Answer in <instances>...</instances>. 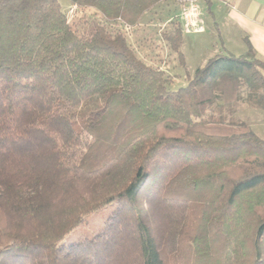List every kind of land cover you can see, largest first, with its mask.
<instances>
[{
	"label": "trees",
	"instance_id": "trees-1",
	"mask_svg": "<svg viewBox=\"0 0 264 264\" xmlns=\"http://www.w3.org/2000/svg\"><path fill=\"white\" fill-rule=\"evenodd\" d=\"M68 1L102 21L0 0V264H264V140L222 115L245 92L264 110V62L219 55L171 91L110 29L166 0ZM183 33L166 36L180 64ZM109 207L92 238L63 245Z\"/></svg>",
	"mask_w": 264,
	"mask_h": 264
},
{
	"label": "rangeland",
	"instance_id": "rangeland-1",
	"mask_svg": "<svg viewBox=\"0 0 264 264\" xmlns=\"http://www.w3.org/2000/svg\"><path fill=\"white\" fill-rule=\"evenodd\" d=\"M59 2L72 24L102 21L100 15L91 8L73 6L68 0H59ZM199 4L204 16V30L200 32L185 31L182 23L184 33L181 52L184 56V64H180L178 56L171 51L170 45L166 41V36L171 35L174 32V26L180 23V20L182 21L179 16H182L184 5L176 0H166L159 4L145 15V20L137 27L111 22L110 29L123 31L141 58L147 63L167 71V74L173 78L169 90L177 91L187 86L190 77L197 69L214 58L215 40H241L237 27L231 23L228 17L232 7L219 0H213L211 10L208 9L204 0H200ZM171 19H173L172 23H170ZM215 20L218 23V29L214 26ZM248 100V93L245 92L243 102H234L231 107H225L222 115L226 118L227 123L241 121L248 124L251 122L250 119H247L248 110L258 108V105L255 101ZM101 107L102 102L98 97L83 104L77 115L76 124L79 125L90 113ZM216 114L218 115L217 111ZM111 211L112 207H109L88 216L87 223L67 236L63 245L75 243L80 239L92 238L102 229ZM178 262L171 264H178Z\"/></svg>",
	"mask_w": 264,
	"mask_h": 264
},
{
	"label": "crops",
	"instance_id": "crops-1",
	"mask_svg": "<svg viewBox=\"0 0 264 264\" xmlns=\"http://www.w3.org/2000/svg\"><path fill=\"white\" fill-rule=\"evenodd\" d=\"M221 2L232 7L228 17L231 23L237 27L241 40H215V44L213 43L214 57L222 54L242 56L251 47L255 57L264 62V0H226ZM179 17L181 19V15ZM144 18L141 23L145 20ZM202 18L204 22L203 13ZM172 21L173 19L170 23ZM180 23L182 24L181 20ZM214 24L218 29L216 20ZM166 73L168 72L166 71ZM248 112L247 119L251 120L250 123L248 122L249 126L259 138L264 140V110L256 107L255 109L250 108Z\"/></svg>",
	"mask_w": 264,
	"mask_h": 264
},
{
	"label": "built area",
	"instance_id": "built-area-1",
	"mask_svg": "<svg viewBox=\"0 0 264 264\" xmlns=\"http://www.w3.org/2000/svg\"><path fill=\"white\" fill-rule=\"evenodd\" d=\"M199 2L200 0H189L182 3L184 10L181 18L185 31L200 32L204 30L205 25Z\"/></svg>",
	"mask_w": 264,
	"mask_h": 264
}]
</instances>
